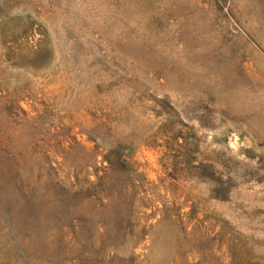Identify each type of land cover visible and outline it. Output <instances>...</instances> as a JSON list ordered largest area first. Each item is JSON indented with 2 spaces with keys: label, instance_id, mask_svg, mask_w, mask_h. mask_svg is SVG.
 Wrapping results in <instances>:
<instances>
[{
  "label": "rangeland",
  "instance_id": "rangeland-1",
  "mask_svg": "<svg viewBox=\"0 0 264 264\" xmlns=\"http://www.w3.org/2000/svg\"><path fill=\"white\" fill-rule=\"evenodd\" d=\"M0 264H264V0H0Z\"/></svg>",
  "mask_w": 264,
  "mask_h": 264
},
{
  "label": "bare ground",
  "instance_id": "bare-ground-1",
  "mask_svg": "<svg viewBox=\"0 0 264 264\" xmlns=\"http://www.w3.org/2000/svg\"><path fill=\"white\" fill-rule=\"evenodd\" d=\"M36 186V185H35ZM58 193H60V196H57V192L52 190V188L46 187L44 185H40L36 192L33 194V196H29V198L34 197L32 200V211H35L38 214H41L45 216L47 223H55L56 221H51V219L54 217L56 219H62L64 221L69 220L72 217H79L84 216L85 210L84 205L82 203H78L76 207H74L73 203L78 200L74 199L71 192L67 193L65 191H61L60 187H58ZM30 200V199H29ZM22 206V205H21ZM27 214V213H26ZM96 215L93 214L92 216H89L82 219L81 223L83 225L82 227V233H84L85 237H87L88 234L95 231L96 229ZM98 224V223H97ZM69 225V224H68ZM54 226V225H53ZM60 226V225H59ZM44 227V226H43ZM64 227V226H63ZM102 227V226H101ZM100 227V229H101ZM50 228V227H49ZM104 228V227H103ZM38 229V228H37ZM62 230V228H61ZM31 232V231H30ZM52 233V232H51ZM70 233V232H69ZM72 233V232H71ZM50 234V233H49ZM74 234V233H73ZM82 235V234H81ZM60 236V235H59ZM75 237V236H74ZM66 238V236L64 237ZM71 238V237H69ZM81 238V237H80ZM50 239V238H49ZM73 239V238H71ZM85 240V239H84ZM67 241V240H66ZM73 241V240H72ZM90 241V240H89ZM32 242V241H31ZM65 242V241H64ZM79 242V241H78ZM60 243V242H59ZM69 243V242H68ZM84 243V242H82ZM91 243V242H90ZM31 244V243H30ZM73 244V243H72ZM65 245V244H64ZM71 245V244H70ZM104 242H100V247H103ZM46 246V245H45ZM52 247L51 245H49ZM48 246V247H49ZM54 246V245H53ZM73 246V245H72ZM71 246V247H72ZM85 246V245H84ZM49 247V248H50ZM68 247V246H67ZM76 247V246H75ZM62 248V246H61ZM64 248V247H63ZM34 249V248H33ZM47 249V248H46ZM54 249V248H53ZM59 249V248H58ZM67 249V248H66ZM65 251V250H64ZM59 252V251H58ZM36 253V252H35ZM42 255V254H41ZM44 255V254H43ZM53 256V255H52ZM61 256V255H60ZM65 256V255H62ZM116 256V255H114ZM45 258V257H44ZM104 258V257H102ZM118 258V257H117ZM116 259V258H114ZM110 261V260H109ZM113 261V260H112ZM103 263V262H102Z\"/></svg>",
  "mask_w": 264,
  "mask_h": 264
}]
</instances>
